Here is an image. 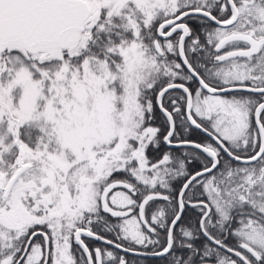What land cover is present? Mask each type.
Wrapping results in <instances>:
<instances>
[{"label": "snow or ice", "instance_id": "6c2138e0", "mask_svg": "<svg viewBox=\"0 0 264 264\" xmlns=\"http://www.w3.org/2000/svg\"><path fill=\"white\" fill-rule=\"evenodd\" d=\"M149 258L264 264V0H0V264Z\"/></svg>", "mask_w": 264, "mask_h": 264}, {"label": "trees", "instance_id": "16d2710c", "mask_svg": "<svg viewBox=\"0 0 264 264\" xmlns=\"http://www.w3.org/2000/svg\"><path fill=\"white\" fill-rule=\"evenodd\" d=\"M149 155H150V156L152 155V152H151V151H149ZM149 260H150V259H148V260H144V261H143V262H144L143 264H149Z\"/></svg>", "mask_w": 264, "mask_h": 264}, {"label": "flooded vegetation", "instance_id": "af4514ba", "mask_svg": "<svg viewBox=\"0 0 264 264\" xmlns=\"http://www.w3.org/2000/svg\"><path fill=\"white\" fill-rule=\"evenodd\" d=\"M149 259H151V258H149ZM144 263V262H143Z\"/></svg>", "mask_w": 264, "mask_h": 264}]
</instances>
